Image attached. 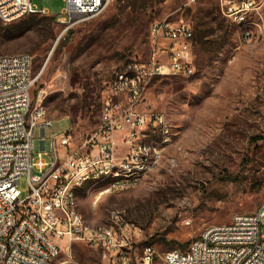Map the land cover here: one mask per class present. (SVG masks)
<instances>
[{
	"label": "rangeland",
	"instance_id": "rangeland-1",
	"mask_svg": "<svg viewBox=\"0 0 264 264\" xmlns=\"http://www.w3.org/2000/svg\"><path fill=\"white\" fill-rule=\"evenodd\" d=\"M59 15L63 0H33ZM50 15L0 22V55L31 57L32 105L41 103L56 132L69 131L72 147L99 124L101 92L125 62L146 60L148 28L163 18L193 30L190 76L166 75L149 83L138 109L164 116L166 132L148 125L144 142L157 148L153 167L135 183L110 179L76 187L77 209L91 227H109L119 211L129 264H141L151 245L159 264L165 252L184 250L209 224L252 212L264 200V7L249 15V36L225 17L218 0H109L96 16L63 30ZM49 129L44 149L48 153ZM40 133L33 130L34 156ZM47 161L49 154H43ZM118 185V184H116ZM20 198L26 178L18 180ZM264 233V218L262 220ZM60 257L87 264L112 263L110 250L54 238Z\"/></svg>",
	"mask_w": 264,
	"mask_h": 264
},
{
	"label": "built area",
	"instance_id": "built-area-1",
	"mask_svg": "<svg viewBox=\"0 0 264 264\" xmlns=\"http://www.w3.org/2000/svg\"><path fill=\"white\" fill-rule=\"evenodd\" d=\"M192 1V0H191ZM221 13L235 24L241 13L259 11L264 0H218ZM60 14L50 15L33 0H0V22L25 15H50L63 30L99 14L109 0H63ZM246 33V32H245ZM244 33V34H245ZM193 30L188 22L153 20L148 28L150 53L146 60H129L114 71L101 92L98 127L72 147L69 131L56 132L41 103L32 105L34 78L28 54L0 55V264H87L73 260L68 249L60 257L56 238L81 240L110 250L112 263L129 264L119 211L111 213V227H81L70 208L69 195L83 177L106 168L131 165L139 174L155 164L158 150L143 141L148 125L166 132L164 116L138 109L151 80L166 75L190 76ZM124 70L137 77L119 83ZM40 133L34 156L33 130ZM49 129L50 151L44 149ZM43 154H49L47 161ZM25 176L26 194L20 198L18 180ZM105 187L128 186L130 182ZM264 200L252 212L232 213L229 221L207 225L184 250H169L159 264H264ZM156 252L143 248L141 264H151Z\"/></svg>",
	"mask_w": 264,
	"mask_h": 264
},
{
	"label": "bare ground",
	"instance_id": "bare-ground-1",
	"mask_svg": "<svg viewBox=\"0 0 264 264\" xmlns=\"http://www.w3.org/2000/svg\"><path fill=\"white\" fill-rule=\"evenodd\" d=\"M251 12L253 11H247L246 13H241L240 18L237 20V22H235V24L237 25V34L239 37L245 38L249 36L251 33V25H254V23L251 20H249V15ZM19 54H25V53L7 54L5 56H13ZM136 77H137V70H124L121 74H119V83H128L131 78H136ZM147 145L150 144L147 143ZM158 157L159 154H157L155 163ZM146 172H142L141 174H139V172L135 171V168H133L131 165H123V167L117 168V171H113V168H106V172L97 171L94 174H89L88 176L83 177L79 183L74 184V186L71 188V195H69V204H70V208L74 209V218L78 220L81 227H84L86 229H95L97 227H100V225L91 227L85 223L84 218L77 209L76 197L74 192L76 187H79L85 182H88L90 180H98V179H110L115 185L119 184L120 182H129L130 180H133L132 182L129 183L132 184L137 181L140 175L145 174Z\"/></svg>",
	"mask_w": 264,
	"mask_h": 264
}]
</instances>
